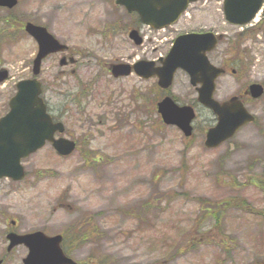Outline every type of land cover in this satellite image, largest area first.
Instances as JSON below:
<instances>
[{
	"label": "rangeland",
	"instance_id": "rangeland-1",
	"mask_svg": "<svg viewBox=\"0 0 264 264\" xmlns=\"http://www.w3.org/2000/svg\"><path fill=\"white\" fill-rule=\"evenodd\" d=\"M222 1L193 2L164 29L141 24L115 0H19L13 9L0 8V63L10 70L0 83V117L16 82L32 76L38 44L24 23L43 24L69 46L44 59L43 96L65 123L63 135L78 143L63 156L48 142L23 160L24 179L0 178L3 264H23L28 252L23 244L7 252L12 230L61 233L80 264L104 258L111 264H264V94L243 97L254 123L207 148L204 131L217 116L197 102L185 71L176 72L167 93L195 106L189 138L158 115L165 90L155 78H116L109 70L114 63L158 60L186 31L216 29L236 39L242 27L225 20ZM131 27L141 30L143 44L129 38ZM243 28L251 30L241 45L249 59L231 62L236 74L220 76V100L252 82L264 84V3ZM63 54L75 62L60 65Z\"/></svg>",
	"mask_w": 264,
	"mask_h": 264
},
{
	"label": "water",
	"instance_id": "water-1",
	"mask_svg": "<svg viewBox=\"0 0 264 264\" xmlns=\"http://www.w3.org/2000/svg\"><path fill=\"white\" fill-rule=\"evenodd\" d=\"M190 1L196 0H116L129 11H138L144 22L158 28L175 22ZM262 1L224 0L226 17L234 23H247L255 16ZM17 2L18 0H0V5L13 7ZM26 30L39 43L33 69L34 73L38 74L44 57L49 53L65 50L67 46L44 26L28 22ZM130 37L137 43L142 41L136 29L130 32ZM216 42L217 38L211 32L183 34L176 38L169 54L162 60V65L156 66L155 61L147 60L138 61L133 66L119 63L112 66V72L116 76L127 75L134 68L138 75L145 78L157 74L159 84L167 87L171 84L177 68H184L193 84L202 83L198 88L199 100L218 114V124L210 129L206 142L208 146H215L233 135L241 125L254 120V116L237 97L234 96L222 104L213 98L215 79L223 69L210 63L206 52L212 49ZM65 63L66 58L63 57L61 64ZM7 75V70H0V81ZM250 89L255 97L263 93V87L257 83L252 84ZM41 92V83L36 78L21 80L17 93L10 100V111L0 119V177L22 179L25 170L21 159L42 147L46 140L52 141L58 152L65 155L70 154L76 147L73 140L54 137L56 131H64V124L53 121L47 112ZM159 112L165 122L177 124L187 135L191 134L190 122L195 115L191 106H179L172 98L166 97L159 102ZM7 237L10 239L9 250L20 243L28 246L29 253L23 259L24 264H77L63 251L60 234L50 236L40 230L26 234L12 231Z\"/></svg>",
	"mask_w": 264,
	"mask_h": 264
},
{
	"label": "flooded vegetation",
	"instance_id": "flooded-vegetation-1",
	"mask_svg": "<svg viewBox=\"0 0 264 264\" xmlns=\"http://www.w3.org/2000/svg\"><path fill=\"white\" fill-rule=\"evenodd\" d=\"M231 24V23H230ZM233 26H238L235 24H231ZM240 27V26H239ZM245 29L242 27L241 31L237 34L236 39L232 40L230 42V37L228 36V32H220L216 29H206L205 31H214L216 34L223 33L224 36L222 39H220L217 43V45L212 49L211 51L208 52V57L212 63H219V66H222L226 71L224 74H227V72H232L236 74V69L233 67H230L231 62L237 61V60H248L249 57L245 56L244 53V48H241V45L244 41L245 36H248L251 34V30ZM239 37V41L237 38ZM226 40V41H225ZM224 43V45H221V43ZM241 43V44H240ZM223 74V75H224ZM218 77L216 79V88H215V94L217 92V84H218ZM250 85V84H249ZM248 85V86H249ZM264 85V84H263ZM248 86L245 88L242 92L237 93V95L243 99L244 96H249L248 93Z\"/></svg>",
	"mask_w": 264,
	"mask_h": 264
},
{
	"label": "trees",
	"instance_id": "trees-1",
	"mask_svg": "<svg viewBox=\"0 0 264 264\" xmlns=\"http://www.w3.org/2000/svg\"><path fill=\"white\" fill-rule=\"evenodd\" d=\"M111 264V262H109L108 258H104V259H101L100 262H98V264Z\"/></svg>",
	"mask_w": 264,
	"mask_h": 264
}]
</instances>
